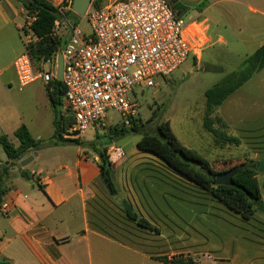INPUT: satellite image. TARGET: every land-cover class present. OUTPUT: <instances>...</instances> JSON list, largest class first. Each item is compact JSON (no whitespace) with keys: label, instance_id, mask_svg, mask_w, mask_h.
<instances>
[{"label":"crops","instance_id":"obj_1","mask_svg":"<svg viewBox=\"0 0 264 264\" xmlns=\"http://www.w3.org/2000/svg\"><path fill=\"white\" fill-rule=\"evenodd\" d=\"M49 1L61 4L64 0ZM214 2H221V8L212 19L205 16L209 9L206 0H196L194 7L175 0L171 10L177 18L200 26L204 43L210 41L212 48L220 45L227 56L242 62L264 45V0ZM26 20L27 13L19 2L0 0V135H6L14 146L19 143L12 142L13 133L22 125L41 142L44 131L50 139L54 132L53 110L45 84H36L39 80L21 88L29 87L27 94L31 96L22 98L21 107L2 106L4 90L16 83L15 78L4 80L3 75L13 69L14 59L25 50L21 28ZM62 30L58 37L64 39ZM263 70L216 109L229 133L240 142L239 150L227 155L226 161H244V156L264 160ZM247 87L254 91L245 93ZM27 99L33 103L29 105ZM136 142L133 147L119 146L108 153L112 171L117 172V189L123 195V212H119L125 224L113 217L107 185L98 167L99 152L93 151V144L54 143L37 151L26 167L13 164L3 197L11 203L10 212L0 215V264H81L83 257L91 264L92 241L127 251L137 262L164 264L144 249L151 247V234L158 238L153 242L158 250L166 248L161 230L166 228L167 219L174 228V246L183 245L182 253L196 264L201 259L213 264H264V212L256 209L251 218H241L155 156L139 150ZM66 153L69 157L63 156ZM256 179L264 205V173H257ZM126 207L137 219L152 224L153 230L129 219ZM151 216L156 218L151 221Z\"/></svg>","mask_w":264,"mask_h":264},{"label":"built area","instance_id":"obj_2","mask_svg":"<svg viewBox=\"0 0 264 264\" xmlns=\"http://www.w3.org/2000/svg\"><path fill=\"white\" fill-rule=\"evenodd\" d=\"M62 15L53 34L66 31L65 44L47 59L34 62L31 45L37 41L27 16L22 26L25 50L13 61L16 82L23 88L36 80L45 85L55 79L57 56L62 54L63 118L70 120L63 138L83 141L90 128L105 130L107 112L129 125L138 104L134 89L154 88L156 79L177 70L204 47L201 27L175 16L165 0H113L100 8H87L90 33L64 16L72 0L53 4ZM118 151V149H115ZM11 203L1 201L0 215L8 216Z\"/></svg>","mask_w":264,"mask_h":264},{"label":"trees","instance_id":"obj_3","mask_svg":"<svg viewBox=\"0 0 264 264\" xmlns=\"http://www.w3.org/2000/svg\"><path fill=\"white\" fill-rule=\"evenodd\" d=\"M26 11L27 16L33 18L30 28L37 38L32 44L30 55L34 62L47 59L55 53L58 48L65 44V40L53 34L54 23L61 19V14L49 0H16ZM103 0H92L93 8L102 7ZM72 12H65L67 18L74 16ZM264 67V45L253 54L247 56L240 67L220 78L212 87L204 93V122L203 128L210 135L213 146L217 149L227 147H239V140L232 136L227 125L216 114L219 105L233 92L244 85L255 73ZM63 85L54 79L45 85L46 96L53 110V142L71 143L78 145V141L63 138L65 127L70 120L63 118ZM132 119V131L140 137L136 147L146 153L155 156L165 163L170 169L185 177L190 183L210 194L214 199L223 204L230 211L247 220L255 213L261 204V196L257 183V161L245 157V160L229 166L226 169L214 170L212 164L198 151L185 147L172 134L169 122H163L156 126L154 133L139 132V127ZM13 136L18 141L14 146L6 135H0V145L7 160L0 162V203L8 192L6 180L13 164L23 160L29 152H36L42 147V142L31 137L27 128L22 125L18 127ZM97 151V150H96ZM227 163V162H224ZM231 164L230 162H228ZM110 162L104 150L99 153V170L105 184L110 189ZM237 170L232 176L231 185H222L216 182V175L220 172ZM26 177L25 174H22ZM127 217L145 229L153 227L144 220L137 219L129 208H125ZM164 264H196L191 258L178 256L172 259L157 258Z\"/></svg>","mask_w":264,"mask_h":264},{"label":"rangeland","instance_id":"obj_4","mask_svg":"<svg viewBox=\"0 0 264 264\" xmlns=\"http://www.w3.org/2000/svg\"><path fill=\"white\" fill-rule=\"evenodd\" d=\"M111 1L113 0H103V3L102 1L100 3L104 6ZM177 1L187 7H194L196 5V0ZM214 1L215 0H206V5H208L209 9L206 11L205 16L210 19L214 18L218 10L221 8V2ZM165 2L169 8H174L175 0H165ZM204 5L205 3L201 7L203 8ZM200 8L195 7V9ZM67 19L70 23L78 25L81 33H90V28L86 19L77 15L69 18L67 17ZM185 19H187V17H185ZM215 31L217 34L221 33L219 30ZM66 34V31L62 30L61 36L65 37ZM205 46L206 49H204ZM240 61L239 58H231L227 56L221 49L220 45L216 44L215 47L212 48L210 41H207L204 43V47L197 57L190 56L186 62L169 76L156 79L157 85L154 88H135L133 94L129 97L138 104L135 123L139 127V132L154 133L157 125L168 121L172 134L180 141V143L185 147L192 148L202 154L210 161L214 170L220 171L242 162L241 160L226 161L228 158L225 159V157L229 154H234V151L236 149L239 150V147H227V149L224 148V150L215 148L212 146L210 135H208L203 128L205 91L212 87L224 75L237 70L242 63ZM262 74L264 76V70L262 71ZM3 78L4 80L16 79L14 69L8 70L5 75H3ZM36 84L43 86L41 80L37 81ZM19 88L17 82L13 83L10 88L6 87L3 93L4 100L2 103L4 108L8 109L15 105L21 107V103H24L22 98L24 99L29 95L27 94L29 87L24 89L20 88L21 91ZM250 91L253 92L254 88L249 89L247 87L245 93H250ZM29 97L31 96L29 95ZM243 97H246L245 94ZM27 103L31 105L33 102H31L30 99H27ZM118 119L116 113L112 111L107 112L105 130L90 128L84 135L83 141H81V147L93 144L94 152L97 150L96 152L100 153L101 150H104L107 157L112 148L119 146L123 147L125 145L133 147L140 136L132 131V120L129 125H126L122 120L119 121ZM43 135L42 147L40 149H45L54 144L53 140L48 138L49 136H46L47 134L45 131ZM11 140L15 145L18 144L17 139L12 138ZM64 145L77 146L76 144L71 143ZM67 152L71 153L72 151L68 148ZM63 156L69 157V154L66 153ZM245 157L248 156H244L243 158ZM1 160H6V155L0 145V162L3 163L4 161ZM110 179L112 181V188L109 189L107 187V189H105L108 195L107 199L111 200L110 204L112 206L111 209L114 211V219L120 224H125L122 220L123 216L119 212H123V195L120 194L117 189V172L114 170L112 171L111 166ZM150 218L151 221H153L156 217L151 216ZM161 231L166 239V248L164 250H158L157 245L153 244V242L158 241V238H155V236L151 234V247L148 250L144 249L145 254L147 253V255H150L153 258L159 257L172 259L179 255L187 257L186 253H182V251L185 250L183 245L178 244L177 246H174V228L172 225H169L168 219L166 228ZM134 237L140 238L138 234H134ZM161 240L160 237V241ZM89 251L91 255V264H157L152 261L137 262L136 259H133L135 257L131 256L129 252L105 246L103 242L98 244L97 242L94 243L92 241ZM86 258H88L87 253ZM82 259L81 264H86L84 262V257ZM199 264L213 263L201 259Z\"/></svg>","mask_w":264,"mask_h":264},{"label":"water","instance_id":"obj_5","mask_svg":"<svg viewBox=\"0 0 264 264\" xmlns=\"http://www.w3.org/2000/svg\"><path fill=\"white\" fill-rule=\"evenodd\" d=\"M92 0H72L71 9L73 13L79 17L84 16L87 8L90 6ZM55 79L59 82L62 80V54L59 53L57 56V71ZM37 156V153L34 152L31 156H28L19 162V165L24 168L29 165L33 158ZM237 170H229L225 172L217 173L216 182L222 185H231L232 176L236 173ZM257 173H264V160L258 161L257 164ZM259 212H264V205L260 204L257 207Z\"/></svg>","mask_w":264,"mask_h":264}]
</instances>
